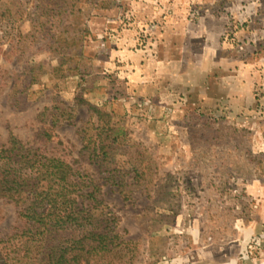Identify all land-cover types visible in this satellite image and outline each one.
<instances>
[{
  "label": "rangeland",
  "instance_id": "374dc122",
  "mask_svg": "<svg viewBox=\"0 0 264 264\" xmlns=\"http://www.w3.org/2000/svg\"><path fill=\"white\" fill-rule=\"evenodd\" d=\"M212 13L218 51L189 52L181 31ZM93 108L119 140L99 163ZM10 135L100 186L132 264H193L255 222L239 258L260 262L264 0H0V144ZM114 168L128 199L106 183ZM18 211L0 200V239Z\"/></svg>",
  "mask_w": 264,
  "mask_h": 264
},
{
  "label": "trees",
  "instance_id": "16d2710c",
  "mask_svg": "<svg viewBox=\"0 0 264 264\" xmlns=\"http://www.w3.org/2000/svg\"><path fill=\"white\" fill-rule=\"evenodd\" d=\"M94 110L97 134L85 138V149L99 163L119 140L109 113ZM60 116L71 117L54 115L52 125ZM99 167L105 168L101 163ZM106 171V183L128 199L122 171ZM99 192L94 180H86L62 158L10 135L0 144V200L19 209L23 226L0 239V264H132V242L120 234L118 219L106 212Z\"/></svg>",
  "mask_w": 264,
  "mask_h": 264
},
{
  "label": "crops",
  "instance_id": "0c3cea01",
  "mask_svg": "<svg viewBox=\"0 0 264 264\" xmlns=\"http://www.w3.org/2000/svg\"><path fill=\"white\" fill-rule=\"evenodd\" d=\"M213 15L214 13L210 14V16L205 18L204 20H200L201 22H199L200 25L198 26L189 23L187 30L181 31V33L185 32L184 36L186 37L187 42L186 44H184V48L188 46L187 48L189 52H197L195 50V47H197V41H201V46L198 50L200 53L207 55L218 51L220 41H217L215 47L214 40L221 34L224 29V25H221L217 20H215V17ZM175 42L176 41L172 43L173 48L178 47ZM163 44L164 45L159 46L160 49L163 47H167L165 43ZM259 230L260 225L258 222H255V224H253L249 228H243V238L240 239V241L234 247H230L226 252H223L221 250L220 253L211 252L209 254H206L204 257H200V259H198L193 264H253L251 262L244 263L240 261L239 255L240 253H242V250H244L245 245L250 240V238H252L253 235L256 234ZM256 264H264V259L260 262H256Z\"/></svg>",
  "mask_w": 264,
  "mask_h": 264
}]
</instances>
